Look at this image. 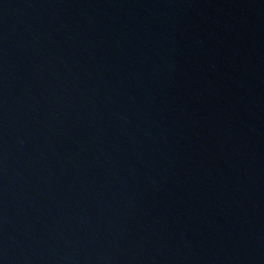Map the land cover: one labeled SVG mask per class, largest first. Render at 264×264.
<instances>
[{
	"label": "water",
	"instance_id": "obj_1",
	"mask_svg": "<svg viewBox=\"0 0 264 264\" xmlns=\"http://www.w3.org/2000/svg\"><path fill=\"white\" fill-rule=\"evenodd\" d=\"M0 264H264V0H0Z\"/></svg>",
	"mask_w": 264,
	"mask_h": 264
}]
</instances>
